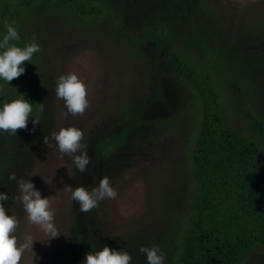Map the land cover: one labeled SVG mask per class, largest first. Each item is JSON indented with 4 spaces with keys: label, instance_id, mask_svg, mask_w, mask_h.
Returning <instances> with one entry per match:
<instances>
[{
    "label": "trees",
    "instance_id": "obj_1",
    "mask_svg": "<svg viewBox=\"0 0 264 264\" xmlns=\"http://www.w3.org/2000/svg\"><path fill=\"white\" fill-rule=\"evenodd\" d=\"M211 3L0 0V39L6 34L5 23L15 22L21 39L12 43L20 47L32 41L27 24L34 23L39 12L49 21L59 15L69 16L81 26L105 19L138 58L144 56L140 51L143 43L154 41L150 50L156 57L150 56L149 60L154 80L147 84L148 100H142L137 86L131 98L120 104V120L106 121L99 130L92 131L91 138L95 157L91 159L94 165L90 171L95 175L99 171L95 167L97 161L119 148L131 151L163 131L182 125L185 128V119L196 125L185 128L188 134L179 140L190 148V156L189 167L180 179L178 210L167 211L166 226L129 230L116 244L117 251H127L131 260L142 264L148 262L140 248L153 245L165 253L164 264H243L264 243V11L244 21V30L235 32L228 29L223 18L214 19ZM125 14L134 17V26L125 24ZM174 44L177 47L173 48ZM38 58L39 52L34 53L31 61L24 63V73L10 84L0 79V107L20 93L32 104L27 124L35 119L44 96V72ZM166 70L183 81L180 94L170 103L169 114L148 115V105L160 98ZM232 107L237 120L231 125ZM21 132L22 129L17 130V134ZM16 136L4 131L0 136V192L9 196L2 202L6 210L15 199L16 187L11 184L18 181L8 179L13 173L8 168L16 159V148L10 142ZM18 165H22V160ZM83 215L87 220L86 233L75 228L68 251L70 264L84 261L91 252L92 243L87 237L103 236L95 234L89 223L97 220L96 210Z\"/></svg>",
    "mask_w": 264,
    "mask_h": 264
},
{
    "label": "rangeland",
    "instance_id": "obj_2",
    "mask_svg": "<svg viewBox=\"0 0 264 264\" xmlns=\"http://www.w3.org/2000/svg\"><path fill=\"white\" fill-rule=\"evenodd\" d=\"M211 1L214 19L223 18L227 21L228 29L235 32L244 30V21L264 11V0ZM48 19L39 12L34 23L27 24L28 35L32 39L35 37L41 48L36 60L44 72V96L40 104L44 105L45 110L41 113L38 107L35 114L40 124L28 123L27 128L22 129V136L18 133L10 142L16 148V159L8 169L16 174L18 180H31L42 197L52 196L55 209L54 224L61 235L47 241L43 232L27 223L26 212L19 199L18 183L11 184L16 187L15 199L8 206L6 214L18 217L19 227L16 235L21 240L26 232L36 239L33 241L35 264H70L68 251L72 244V234L75 228L86 233L87 220L83 215L85 213L80 212L78 202L72 199L69 187H96L99 180L107 176L111 186L118 193L115 199H104L94 208L97 220L89 221L91 230L103 236L87 237L86 240L92 243L89 247L92 253L101 250L105 245L116 250V244H119L129 230L141 231L151 226L160 227L161 224L166 226L167 211L178 210L182 190L180 179L184 170L189 167L187 164L190 148L180 144L179 140L183 134H188V127L196 125L193 123L192 126L185 119L186 129L182 125L181 128L176 127L169 132L163 131L151 142L141 144L131 151L119 148L97 161L95 167L99 171L95 175L90 171L93 163L88 166V171L80 173L71 157L65 155L63 159H58L51 133L67 126H76L84 132L88 155L91 159L95 157L92 131L99 130L108 120H120V104L125 98H131L137 86L142 100H148L147 84L154 80V76H151L153 65L149 60L150 56H156H153L154 50H150L154 41L143 43L144 47L139 50L144 56H135L131 46L107 26L108 21L105 19L100 18L86 26H81V23L69 16L59 15L51 21ZM124 19L125 24L129 26L136 24L130 14H125ZM178 46L182 47L181 44ZM174 47H177V44H174ZM183 48L185 49L184 46ZM68 71L77 72L88 85L90 106L83 115L69 114L64 101L56 96V82L60 75ZM165 72L166 75L161 79L160 98L148 105V115L169 114L170 103L178 98V93L180 94L183 82L181 78L169 70ZM232 109L231 112L230 109L228 111L231 125L237 120L234 108ZM0 136L2 137V131ZM45 137L51 141L52 148L45 146ZM18 152L20 154H17ZM21 160L22 165L19 166ZM51 177L54 188H50L42 179ZM262 179L264 180V174ZM91 212L92 210L87 213ZM75 261L77 260L73 262ZM20 264H32V253L25 252ZM78 264H84V261L78 260ZM130 264L142 263L139 260H131ZM243 264H264V243L255 248Z\"/></svg>",
    "mask_w": 264,
    "mask_h": 264
},
{
    "label": "clouds",
    "instance_id": "obj_3",
    "mask_svg": "<svg viewBox=\"0 0 264 264\" xmlns=\"http://www.w3.org/2000/svg\"><path fill=\"white\" fill-rule=\"evenodd\" d=\"M5 28L6 34L0 39V79L10 84V81L24 73V63L31 61L33 54L40 52L41 48L35 37L23 47L12 43L19 42L21 39L15 22L5 23ZM55 93L58 99L64 101L67 112L73 116L83 115L90 106L88 85L75 71H68L59 76ZM44 110V105L41 103L39 111L42 113ZM32 111V104L24 94L20 93L18 98L0 107V131L17 135L18 129L27 128ZM32 123L40 124L39 118L32 119ZM83 139L84 132L76 126L61 127L57 132L51 133L58 159H63L65 155L71 157L80 173L88 171V166L92 163L87 152V144L81 143ZM43 142L47 148L53 147L48 137H45ZM8 179L17 180L16 174L10 173ZM42 179L50 188H54L52 177ZM17 183L20 191L19 199L26 212L27 223L43 232L47 241L61 235L54 224L55 209L52 196L42 197L40 191L29 179H20ZM69 190L72 199L78 202L82 213L98 207L100 201L115 199L118 195L107 176L102 177L96 187L86 188L80 185L74 188L69 187ZM8 199V194L0 192V264H20L25 252L32 253V264H35L33 241L36 239L29 232L24 234L23 240L16 235L19 219L15 215L6 214L7 210L2 203ZM140 252L146 254L148 264H164L165 253L158 246L141 247ZM131 259L127 251H117L105 245L95 253L88 252L84 264H130Z\"/></svg>",
    "mask_w": 264,
    "mask_h": 264
}]
</instances>
